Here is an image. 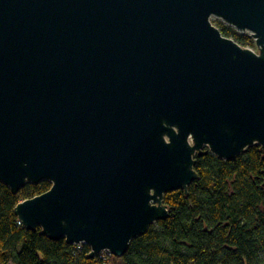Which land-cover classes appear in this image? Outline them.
<instances>
[{
	"label": "water",
	"instance_id": "water-1",
	"mask_svg": "<svg viewBox=\"0 0 264 264\" xmlns=\"http://www.w3.org/2000/svg\"><path fill=\"white\" fill-rule=\"evenodd\" d=\"M256 144L264 0H0V181L52 182L17 204L28 229L122 257L197 155Z\"/></svg>",
	"mask_w": 264,
	"mask_h": 264
},
{
	"label": "trees",
	"instance_id": "trees-1",
	"mask_svg": "<svg viewBox=\"0 0 264 264\" xmlns=\"http://www.w3.org/2000/svg\"><path fill=\"white\" fill-rule=\"evenodd\" d=\"M225 36L255 46L250 34L217 24ZM198 178L164 196L170 214L135 237L121 264H264V146L252 145L232 160L197 155ZM50 180L28 182L18 192L0 181V264H103L87 243L72 244L28 229L17 204L48 191Z\"/></svg>",
	"mask_w": 264,
	"mask_h": 264
},
{
	"label": "rangeland",
	"instance_id": "rangeland-1",
	"mask_svg": "<svg viewBox=\"0 0 264 264\" xmlns=\"http://www.w3.org/2000/svg\"><path fill=\"white\" fill-rule=\"evenodd\" d=\"M211 20H212V22H213L215 25H217V24H219V23L221 22L224 26L234 28L233 26L227 24V23L224 22L221 18H218V17H216V16H213V17L211 18ZM234 29H235V28H234ZM235 30H236V29H235ZM236 31H237V30H236ZM237 32H238L239 34H241V35H247V34H250V32H239V31H237ZM244 47H248V48H251V49H253V50L259 52V51L256 49V48H259V47L257 46V44H255V46H251V45H249V46H244ZM111 264H121V260H120L117 256L114 255V257H113L112 260H111Z\"/></svg>",
	"mask_w": 264,
	"mask_h": 264
},
{
	"label": "built area",
	"instance_id": "built-area-1",
	"mask_svg": "<svg viewBox=\"0 0 264 264\" xmlns=\"http://www.w3.org/2000/svg\"><path fill=\"white\" fill-rule=\"evenodd\" d=\"M20 223H22L21 220ZM80 244L82 243H79V245ZM96 256H98L99 259L102 260L103 264H111V260L114 257V254L110 250L105 249L100 251Z\"/></svg>",
	"mask_w": 264,
	"mask_h": 264
}]
</instances>
